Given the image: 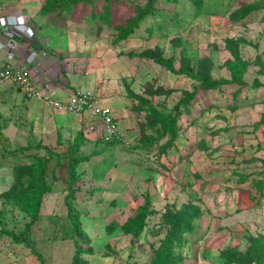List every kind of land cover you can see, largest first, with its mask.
I'll return each instance as SVG.
<instances>
[{
    "label": "rangeland",
    "instance_id": "obj_1",
    "mask_svg": "<svg viewBox=\"0 0 264 264\" xmlns=\"http://www.w3.org/2000/svg\"><path fill=\"white\" fill-rule=\"evenodd\" d=\"M39 2L42 15L64 13L77 29L88 27L123 62L132 61L128 69L138 62V87L127 85L138 92L131 91L136 109L149 118L143 134L155 135L158 152L170 149L171 134L161 133L185 110L200 115L208 139L211 128L212 136L228 137L233 119L237 134L264 124V0ZM246 5L254 9L244 16ZM11 91L21 93L15 85ZM8 107L0 112V264H264V218L255 223L245 208L214 246L210 237L193 235L203 213L191 205L122 212L98 196L112 191L101 175L110 143L103 141L104 151L85 148V127L40 137ZM44 185L38 207L32 190Z\"/></svg>",
    "mask_w": 264,
    "mask_h": 264
},
{
    "label": "crops",
    "instance_id": "obj_2",
    "mask_svg": "<svg viewBox=\"0 0 264 264\" xmlns=\"http://www.w3.org/2000/svg\"><path fill=\"white\" fill-rule=\"evenodd\" d=\"M39 1L0 0V24L17 31L28 29L32 34L18 39L20 45L12 63L34 67L36 86L54 94L60 102H69L76 91L90 92L99 106L114 112L129 147L118 141L107 144L101 175L109 179L112 191H98L103 203L118 205L122 212L137 211L145 205L150 212L191 205L203 213L194 222L193 235L210 237L214 246L219 240L224 243V228L245 208L255 223L263 222L264 124L252 125L245 128L244 134H237L240 130L233 119L228 137L212 136L211 128L213 134L208 139V129L197 119L200 115L196 116L195 109L185 110L178 121L181 130L176 144L167 153L158 152L155 135L143 134L148 128L144 123H148L147 113H139L137 100L131 97V91L138 92L127 85L131 81L138 87V62L128 69L132 61L129 65L123 62L105 40L88 34V27L77 29L78 24L69 15L49 17L39 13ZM0 41L5 46L0 48V62L8 63L11 54L7 40L1 37ZM13 87L11 82L0 81V112L10 110L11 105L18 121L27 120L40 137L59 130L83 132L92 122L89 113L52 109L41 100L12 92ZM257 93L261 96V91ZM83 137L85 148L106 150L107 142L97 134L85 132ZM200 239L194 244L198 246Z\"/></svg>",
    "mask_w": 264,
    "mask_h": 264
},
{
    "label": "built area",
    "instance_id": "obj_3",
    "mask_svg": "<svg viewBox=\"0 0 264 264\" xmlns=\"http://www.w3.org/2000/svg\"><path fill=\"white\" fill-rule=\"evenodd\" d=\"M31 37L30 30L17 31L8 24H0V39L5 38L10 51V61L8 63L0 62V81L13 83L28 99H36L43 101L48 107L69 113V114H84L89 113L92 117V122L87 126V133L97 134L98 137L104 139L108 143L118 141L129 147V143L124 141L120 131L119 120L108 108H103L98 105L96 96L90 92L76 91L74 97L67 103L60 102L54 99V94L44 93L34 83V67L29 65L16 66L14 61V52H17L19 47L18 39L21 37ZM4 44L0 41V48H4ZM264 149V141H263Z\"/></svg>",
    "mask_w": 264,
    "mask_h": 264
},
{
    "label": "trees",
    "instance_id": "obj_4",
    "mask_svg": "<svg viewBox=\"0 0 264 264\" xmlns=\"http://www.w3.org/2000/svg\"><path fill=\"white\" fill-rule=\"evenodd\" d=\"M65 7V6H64ZM254 9V6H245L244 7V10H242V15H244V16H247L248 14H250L251 12H252V10ZM205 83V82H204ZM204 83H201L202 85L204 84ZM19 91L20 92H22L20 89H19ZM183 104V103H182ZM180 108V106H178L177 107V109H179ZM150 117H152V111H150ZM154 116V115H153ZM167 119H168V117H167ZM177 120V119H176ZM148 121H149V118H148ZM171 123H173V120H172V122ZM178 121H177V123L175 124L174 123V126L173 127H170V129H167L166 131H162V133H161V137L163 138L164 136H168V135H170V138H169V140H170V143L166 146V148H172L173 147V145H174V142H175V140L177 139V134H178ZM166 132V133H165ZM79 148H80V139H76L75 140V142H74V144H73V146L71 147V157L72 158H74V163H77L78 162V159L77 158H75V152L76 151H78L79 150ZM43 182H44V180H43ZM32 191H35V193L31 196V198L33 197H35V199H36V203H37V205H38V207H40L41 206V204H42V198H43V196H44V194H45V192L47 191V187L44 185V186H42L41 188H33V190ZM70 194H74V191H70ZM76 194H77V192H76ZM77 197H78V194L76 195ZM139 210H142V212H144V211H148V212H150L149 211V209H148V205H145V206H143V207H141ZM152 212V211H151ZM150 212V213H151ZM179 221H180V219H179ZM175 222L177 223L178 221L177 220H175ZM176 223H174L175 225H176ZM179 223V222H178ZM263 239H264V237H263ZM255 250V249H254ZM264 252V249L263 250H261L260 251V255L262 256V253ZM158 256H156V258H155V262L157 263L158 262ZM225 259H230V258H233L234 260H235V257H234V255H229V256H227V257H224ZM154 262V263H155Z\"/></svg>",
    "mask_w": 264,
    "mask_h": 264
}]
</instances>
